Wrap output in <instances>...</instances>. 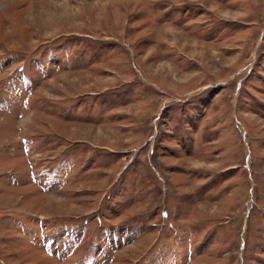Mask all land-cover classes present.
Wrapping results in <instances>:
<instances>
[{"label":"rangeland","instance_id":"1","mask_svg":"<svg viewBox=\"0 0 264 264\" xmlns=\"http://www.w3.org/2000/svg\"><path fill=\"white\" fill-rule=\"evenodd\" d=\"M0 264H264V0H0Z\"/></svg>","mask_w":264,"mask_h":264}]
</instances>
